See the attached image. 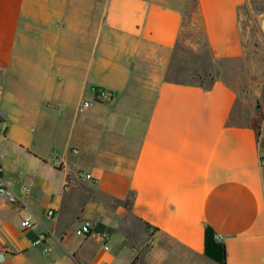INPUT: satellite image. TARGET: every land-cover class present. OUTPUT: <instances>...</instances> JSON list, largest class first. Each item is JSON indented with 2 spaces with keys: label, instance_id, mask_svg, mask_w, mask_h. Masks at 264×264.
<instances>
[{
  "label": "crops",
  "instance_id": "0c3cea01",
  "mask_svg": "<svg viewBox=\"0 0 264 264\" xmlns=\"http://www.w3.org/2000/svg\"><path fill=\"white\" fill-rule=\"evenodd\" d=\"M190 1L0 0V166L30 189L24 211L0 198V264H264V26L250 0H195L189 39ZM90 86L114 98L78 112Z\"/></svg>",
  "mask_w": 264,
  "mask_h": 264
},
{
  "label": "built area",
  "instance_id": "2783aa9c",
  "mask_svg": "<svg viewBox=\"0 0 264 264\" xmlns=\"http://www.w3.org/2000/svg\"><path fill=\"white\" fill-rule=\"evenodd\" d=\"M89 92L91 94L90 98L84 99L80 102L78 106V112H84L88 108H90L94 103L101 104H109L112 102L114 98V94L112 91L97 86H90ZM260 166L264 167V155L260 156ZM80 178H84L85 180H90L91 176L84 172L79 173ZM21 194H17L5 181L3 176V170L0 166V198L5 200L11 205H16L20 211L25 210V198L30 195V189L27 186H20ZM48 214H52V210L48 211ZM32 216L29 214H25L24 216H20L19 219V227L21 230H25L31 228L33 226ZM148 233L150 235L153 234L154 229L152 227L147 228ZM76 235L78 236H88L91 233V224L89 221L83 222L76 230ZM100 240L102 241V250L104 252L109 251V240L110 236L108 233H101L99 235ZM152 244L151 238L148 239L146 243V247H150ZM148 252H145V256H148ZM4 260V254L0 251V263ZM106 264V263H104Z\"/></svg>",
  "mask_w": 264,
  "mask_h": 264
},
{
  "label": "rangeland",
  "instance_id": "374dc122",
  "mask_svg": "<svg viewBox=\"0 0 264 264\" xmlns=\"http://www.w3.org/2000/svg\"><path fill=\"white\" fill-rule=\"evenodd\" d=\"M248 9L250 10L251 14H255L256 16V22H257V26L259 27L261 22L262 24H264V19L262 18L264 16V0H250L249 4H248ZM184 14H186V19H185V30H184V36L188 37L189 39H194L195 41H197L198 38L202 37V31H201V22L198 18L197 15H193V14H198L197 12V4L195 0H191L190 3L186 6L185 10H184ZM264 26V25H263ZM200 35V36H199ZM202 56H204L202 54ZM204 58V57H203ZM203 60V59H202ZM200 74V78L203 79L204 83L207 84L209 83L210 79L206 76V74L204 72L199 73ZM196 82L199 81L197 76L193 78ZM256 109V103L255 102H251V100H249V105L246 107V114H242L238 117L242 118V122H249V123H259L261 118H259L257 120V118H251L250 115H248L249 113L254 112V110ZM240 109L238 108L237 111H239ZM242 110H244L242 108Z\"/></svg>",
  "mask_w": 264,
  "mask_h": 264
},
{
  "label": "trees",
  "instance_id": "16d2710c",
  "mask_svg": "<svg viewBox=\"0 0 264 264\" xmlns=\"http://www.w3.org/2000/svg\"><path fill=\"white\" fill-rule=\"evenodd\" d=\"M199 14V13H198ZM199 81L197 83L201 85H209V83L205 84L203 79L200 78V74L197 75ZM210 79V78H209ZM148 228V226H147ZM155 231V230H154ZM205 255L213 260H219L224 263L225 262V250L222 244H218L214 241L212 231L209 228H206V238H205Z\"/></svg>",
  "mask_w": 264,
  "mask_h": 264
},
{
  "label": "water",
  "instance_id": "95a60500",
  "mask_svg": "<svg viewBox=\"0 0 264 264\" xmlns=\"http://www.w3.org/2000/svg\"><path fill=\"white\" fill-rule=\"evenodd\" d=\"M262 18L264 19V16H263ZM254 46L257 47V43H255ZM253 53H254L255 55L257 54V52H256L255 50H253ZM250 60L254 62V61H255V57H254V56L251 57Z\"/></svg>",
  "mask_w": 264,
  "mask_h": 264
},
{
  "label": "bare ground",
  "instance_id": "6f19581e",
  "mask_svg": "<svg viewBox=\"0 0 264 264\" xmlns=\"http://www.w3.org/2000/svg\"><path fill=\"white\" fill-rule=\"evenodd\" d=\"M264 25V24H263Z\"/></svg>",
  "mask_w": 264,
  "mask_h": 264
}]
</instances>
